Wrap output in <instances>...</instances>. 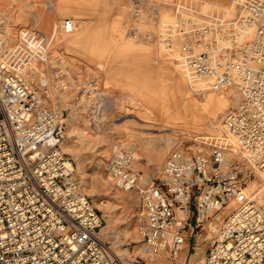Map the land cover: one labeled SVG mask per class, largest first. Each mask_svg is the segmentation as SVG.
Listing matches in <instances>:
<instances>
[{
  "label": "built area",
  "instance_id": "obj_1",
  "mask_svg": "<svg viewBox=\"0 0 264 264\" xmlns=\"http://www.w3.org/2000/svg\"><path fill=\"white\" fill-rule=\"evenodd\" d=\"M146 1L134 3L131 25H138ZM233 2L232 20L201 25L182 15L179 26L161 22L157 32L164 50L173 51L176 37L182 39L175 59L191 86L211 80L213 87L238 91L240 100L224 112L220 130L176 147L147 183L133 167L131 149L103 162L114 186L139 193V233L153 255L177 257L196 212L195 228L208 224L212 236L202 264H264V0ZM170 5L155 1L151 15ZM74 25L67 18L58 30L69 33ZM246 27L254 37L241 42ZM26 54L24 42L0 37V264H124L102 238L103 215L74 180L62 114L19 69ZM257 176L258 187L246 194ZM224 209L222 223L210 221Z\"/></svg>",
  "mask_w": 264,
  "mask_h": 264
},
{
  "label": "rangeland",
  "instance_id": "obj_2",
  "mask_svg": "<svg viewBox=\"0 0 264 264\" xmlns=\"http://www.w3.org/2000/svg\"><path fill=\"white\" fill-rule=\"evenodd\" d=\"M148 1L138 25H131L136 0H0V36L26 44L19 69L62 114L68 133L63 150L73 160L74 180L103 215L102 238L124 264H202L212 242L208 224L195 228L194 212L177 257L150 254L139 233V193L114 186L103 162L116 151L134 147L133 167L147 183L176 147L188 148L194 135L220 130L224 112L237 102L236 91H192L171 56L180 50L182 39L177 36L168 53L157 44V32L161 22L179 26L182 15L207 23L212 18L232 20L237 7L233 0H206L212 4L208 7L166 0L170 8L151 15L159 0ZM67 18L81 24L60 32V21ZM132 28L151 36L135 38ZM84 29L88 31L81 42L65 41ZM154 64L170 66L171 76L166 67L151 69ZM202 97L211 100L197 99ZM259 180L257 176L251 181ZM227 215L224 209L209 220L222 223Z\"/></svg>",
  "mask_w": 264,
  "mask_h": 264
},
{
  "label": "bare ground",
  "instance_id": "obj_3",
  "mask_svg": "<svg viewBox=\"0 0 264 264\" xmlns=\"http://www.w3.org/2000/svg\"><path fill=\"white\" fill-rule=\"evenodd\" d=\"M192 18V17H191ZM194 20H196V22L197 23H199V24H201V25H208V23L204 20V21H202V20H198V19H195V18H193ZM64 21H65V19H63ZM63 20H61L60 21V23H59V25H58V28L60 27V25H62L63 24ZM74 21V23L76 24V25H79L80 26V22L79 21H75V20H73ZM74 31V30H73ZM72 34V33H71ZM211 35V34H210ZM1 37V36H0ZM253 37H254V29L253 28H251V27H246L244 30H243V32H242V34L240 35V38H239V40L241 41V42H246V41H251L252 39H253ZM2 38V37H1ZM246 38H248V39H246ZM177 47V46H176ZM179 47V46H178ZM180 48V47H179ZM174 50V49H173ZM165 51H167L168 53H169V51L170 52H172L171 50H165ZM178 52L179 51H175V53L177 54H171V56L172 57H174V58H176L177 56H178ZM178 66V65H177ZM179 67V66H178ZM180 71H181V69H180ZM181 73V75H182V77H183V80H184V82L185 81H187V79L185 78V76L183 75V73L182 72H180ZM24 74V73H23ZM24 77H25V75H24ZM25 79H26V81H28V82H32V81H30L29 79H27L26 77H25ZM187 83H188V81H187ZM185 84H186V82H185ZM201 85L200 86H198V87H193V86H191L189 83H188V87H190V89L192 90V91H200V90H203V89H208V88H216V87H213L212 86V81L211 80H207V81H202L201 83H200ZM187 85V84H186ZM223 88H232V89H234L235 91H236V93H237V95H238V99H237V102H236V104L235 105H237L238 104V102H239V100H240V97H239V94H238V91L236 90V88L235 87H233V86H230V87H218V88H216V89H223ZM63 148H64V146H63ZM131 149H133L134 150V147L133 148H131ZM134 158H135V156H134ZM142 180H143V177H142ZM148 180V178L146 179V178H144V180H143V182L144 181H147ZM254 183V184H253ZM253 184V185H252ZM250 185H252L251 187L249 186V189L246 191V194H250V191L252 190V189H254V188H257L258 187V182H251V184ZM101 204V203H100ZM236 206H237V200H233V201H231L230 202V204H229V211L230 210H232V209H235L236 208ZM227 210V211H228Z\"/></svg>",
  "mask_w": 264,
  "mask_h": 264
},
{
  "label": "crops",
  "instance_id": "obj_4",
  "mask_svg": "<svg viewBox=\"0 0 264 264\" xmlns=\"http://www.w3.org/2000/svg\"><path fill=\"white\" fill-rule=\"evenodd\" d=\"M198 2V4L199 5H203L204 7H208V6H212V4H211V2H207L206 0H181V2L182 3H185V2H187V4L188 5H190V3H195V2ZM235 5V4H234ZM200 7V6H199ZM199 9H201V11H202V8H199ZM235 9H236V7H235ZM88 29V28H87ZM87 29H84V31H83V33L82 34H78V35H76V36H72L71 38H69V37H67V39L65 38V41H69L70 39V42L72 43H74V42H76L77 40H80L79 42H81L83 39H84V36L86 35V32L88 31ZM89 32H91V31H89ZM88 32V33H89ZM85 34V35H84ZM72 35V34H71ZM90 35V34H89ZM91 48V47H90ZM92 50H93V52H95L96 50H95V48H92ZM122 50V49H121ZM162 66H159V65H157V64H154V65H152V66H150L151 67V69L153 68H156V67H158L159 69H163V67H166V70H167V73H168V76L170 77L171 75H170V66H168L167 64H161ZM150 70V69H149ZM172 80H173V77H172ZM137 83L139 82V80H137L136 81ZM205 93H210V92H205ZM226 99H229L227 96L225 97ZM197 99H199V100H201V102L203 101V103H204V101H207V100H211L209 97H208V99L207 98H204V97H202V98H197ZM205 99V100H204ZM144 100H146V99H144ZM148 100V99H147ZM145 104H146V107H147V103L145 102ZM142 106H143V108H146V107H144V104L142 103ZM225 108V107H224ZM224 108H222L221 110H223ZM217 119H218V117H214V118H212L211 120H212V122L213 123H215L216 121H217Z\"/></svg>",
  "mask_w": 264,
  "mask_h": 264
}]
</instances>
